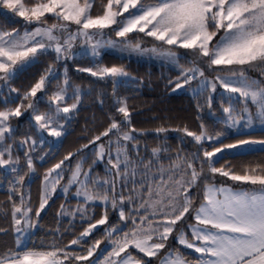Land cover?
<instances>
[{"label":"snow or ice","instance_id":"snow-or-ice-1","mask_svg":"<svg viewBox=\"0 0 264 264\" xmlns=\"http://www.w3.org/2000/svg\"><path fill=\"white\" fill-rule=\"evenodd\" d=\"M95 2L96 0H0V7L22 17L25 25H35L31 30L25 27L22 33L16 29L0 30V81L7 82L19 70L36 63L40 56L50 50L56 53V60L67 58L71 54L73 42L80 38L88 44L93 56L99 55V48L105 43L113 48L118 43H123L135 52H151L174 59L177 54L173 49H187L193 51L195 58L192 66L182 71V82L178 78L173 91L183 88L193 80L199 81L198 87L193 89L196 95L206 89L215 93L219 86L226 93L238 94L228 96L229 106L222 109L225 114L224 122L229 127H239L241 121L245 119L244 113H247L244 127H252L253 118L248 109V102L257 107V117L264 125V82L249 77L245 67H264V0H107L106 4L102 5V14L93 16L92 8ZM125 13L128 15L125 16ZM47 15L53 16L56 21L62 23L48 25L45 19ZM70 24L77 26L75 31H69ZM113 25L116 27L113 28ZM105 29H111L122 40H103L106 35ZM134 32L143 33L169 47L161 49L154 46L143 49L139 42L132 43L127 39L129 34ZM62 33H67L63 39L60 35ZM197 61L203 62L208 69L226 74H218L214 79L209 80L205 76V69L200 67ZM82 71H87L99 79H111L114 86L120 78L129 75L123 66L116 65L111 67L97 65L95 70L87 68ZM54 76L55 70L49 66L45 74L23 95L21 104L0 111V145H3L6 137L12 134L13 129L9 122L23 114L22 108L25 111L31 110V119L35 121L39 130L47 131L48 135L54 137L63 134V125L59 121L67 118L66 115L62 117V114H68L76 109L80 102V91L74 89L72 96L69 97V81L65 75L63 85L49 97V110L40 112L38 101L43 97H38L37 94L44 91L46 85L50 83V77ZM10 91L15 92L16 89ZM240 98H243L245 103L243 112L237 113L231 101ZM66 99H73L75 103L62 106ZM211 99L210 94L209 107H211ZM23 101L29 102L25 106ZM114 103L118 105L116 112L121 114L123 119L118 121L113 116L109 127L91 143L100 140L102 136H108L115 130V141L109 140L108 143L116 144V159L113 163L109 152L108 162L113 169H116L115 176L126 180L129 157L127 145H121L120 141L135 140L131 133L136 130L121 131L122 125L127 127L131 124L130 112L125 100L117 98ZM157 131L163 132L166 129L160 128ZM183 131L198 144L204 141H220L222 135L221 133L210 135L203 125L199 133L187 128ZM28 142L24 140L21 144ZM31 143L34 145L35 141ZM255 144L264 145V140L239 139L235 143L214 147L213 151L205 150L199 169L195 166L199 157L194 154L191 159L185 161L187 167L184 174L190 175L188 180H184L183 175L179 179H173L170 175L168 180H164V170L161 169V180L157 184L155 193L158 198L153 199V189L149 185L148 199H143L141 194V203L131 209L127 216L123 209L125 197L122 193L118 198L116 195V180H105L102 183L90 181L89 173L83 172L80 163H77L72 170V175L67 185L63 187V191L66 193L69 187L78 185L76 195L82 196L86 203L99 200L105 207L109 203L113 209L119 206V219L125 222L131 221L132 227L127 232H124L119 225H110L105 229L111 251L99 261V264H143L128 251L129 247L137 249L147 257L158 256L167 246L169 236L176 230L177 223L183 220L186 214L193 213V196L189 190L197 187L201 189L203 198L200 206L194 210L196 224L187 225L192 239H188L183 229L177 231L175 236L179 244L194 249L200 254L196 264H264V167H253L245 169L243 174H236L229 167H215L218 160L213 159L218 153H223L227 149ZM5 152L8 153V159H4ZM104 152V145L100 144L98 157L103 158ZM159 152L160 149H153L154 156ZM72 155L69 153L64 160L71 159ZM25 156L28 157L26 164L29 172L34 171L32 158L28 153H25ZM64 160L45 173L41 202L35 213L37 217L63 179V171L57 170L62 169ZM15 163H19V158L12 159L11 146L0 150V166ZM121 164L124 166L123 172L120 170ZM179 168L180 164L173 162V171ZM216 174L232 181L260 185V187L252 190H236L223 184L217 186ZM81 175L84 177L83 180L80 179ZM132 175H135L134 169ZM18 182L22 184L24 176H20ZM170 182L175 185L174 190L168 188ZM90 183L96 185L95 190L89 188ZM105 185L109 187L106 188ZM166 188L168 189L166 194L161 195ZM181 196L182 202L179 199ZM127 200L132 203L133 197L129 196ZM24 203L21 197L20 206L15 204L13 206L12 216L17 232L22 231L19 227L22 221L27 227L34 226L29 216L32 209L23 207ZM141 209L144 210L143 214ZM77 211L84 210L78 208ZM17 214H20L21 218H17ZM106 223L107 212L95 223H89L88 228L70 241V245L81 244L97 225ZM120 233L123 235L121 236ZM100 243V240H96L87 249V255L81 256L70 253L67 248H59L55 244L28 247L17 238L16 249L0 254V264H66L70 259L88 260ZM92 264H97V261H93ZM160 264H189V262L178 250L170 249L161 257Z\"/></svg>","mask_w":264,"mask_h":264},{"label":"trees","instance_id":"trees-1","mask_svg":"<svg viewBox=\"0 0 264 264\" xmlns=\"http://www.w3.org/2000/svg\"><path fill=\"white\" fill-rule=\"evenodd\" d=\"M106 2L107 0H96L92 8V15L102 14V5ZM45 19L47 23L56 21L51 15H47ZM33 25H25L22 19L10 20L0 12V27L2 29H21ZM130 35H133V41L158 42L143 33L134 32ZM90 65L91 59L87 56L72 60H56V53L49 51L40 56L36 63L19 70L10 80L0 85V111L15 108L21 104L23 95L45 74L49 66L54 68L55 76L50 77V83L46 85L44 91L37 94L38 97H43L38 101L40 112L49 110V97L63 85L65 75L69 81V97L72 96L74 89L80 91V102L76 109L68 114H62V117L66 115L67 118H62L59 121L63 125V134L56 143L47 140L39 143L40 132L34 120L31 119L30 109L25 111L22 108L23 114L9 122L13 132L9 136L8 142L12 141L13 148H16L19 163L15 171H6L0 166V254L16 249L12 212L14 204L20 206L21 197L25 202L23 206L32 209L30 218L34 229L26 243L28 247L55 244L59 248H67V251L75 255H87V249L96 240L101 241L99 246L108 241L104 229L94 230L79 245H70V241L76 239L88 228L89 223H95L102 218L105 212H107V227L119 225L124 232L132 227L130 220L125 222L119 219L118 208L113 209L111 203L107 207L101 204L88 205L85 213L80 214L74 210L82 206L81 201L66 193H59L58 190H55L56 193L50 196L47 205L40 211L39 217L35 215L41 202L42 182L45 173L55 164L64 160L69 153L73 155L71 159L64 160L62 169L59 170L63 171V179L60 181L65 183L69 180L77 163L81 164L82 170H90L91 175L102 182L115 179L116 195L119 197L122 193L125 197L123 209L127 216L131 209L141 203V194H143V199L147 198L150 185L148 180L152 172L159 173L161 169L172 166L173 162L186 164L185 161L191 159L194 154L199 157L195 162V166L199 169V163L204 159L205 150L213 151L214 147L235 143L239 139L264 140V129L229 132L223 121L225 114L222 111L229 101L227 96L222 93L212 94L208 89L199 95L171 93L170 88L174 84L172 80L175 77V72L167 70L163 66L105 52L101 56L99 65L123 66L131 76L125 81H117L114 86L111 79H99L82 71ZM11 89H16V91L12 92ZM210 94L212 97L211 107L208 106ZM117 98L127 102L131 117V124L127 127L122 125L121 131L136 130L131 133L135 140L120 141L121 145H127L129 157L126 180L115 176L116 169H113L108 162L109 152L113 163L116 159V144L109 145L108 143L109 140L115 141V130L108 136H102L100 140L91 143L96 136H100L109 127L113 116L118 121L123 119L122 115L116 112L118 105H115L114 101ZM74 101L66 99L62 106H67ZM28 102L23 101L25 106ZM235 102L240 105L239 100L235 99ZM201 125L210 135L221 133L220 141H204L202 144H198L183 131L187 128L199 133ZM160 128H164L166 131L158 132L157 129ZM24 140L29 141L26 144V153L33 160L34 171L32 172H29L27 168L28 157L25 156V151L19 149L18 146V142ZM32 141H35L34 145L31 143ZM100 144H103L105 148L103 158H99L97 155ZM156 148L160 149V152L154 156L153 149ZM215 160H218L215 167L226 166L236 174H243L245 169L264 167V148L237 153L224 152ZM145 165L148 166L145 167ZM133 169L135 175H132ZM120 170L124 171L123 164H121ZM205 171L207 172V169ZM20 176H24L22 184L18 182ZM224 181L223 176L215 175V183L220 184ZM105 187L107 188L109 185H105ZM189 191L193 196L192 210L194 213V210L202 202L203 193L199 187L191 188ZM129 196L133 197L132 203L127 200ZM143 212L144 210L141 209V214ZM193 213L186 214L183 219L184 229L187 230L186 234L189 240L192 237L187 225L194 222ZM137 222L139 223V220ZM120 235L122 236L123 233ZM97 249L88 260L70 259L66 263L85 264L90 262L95 257ZM171 249L178 250L187 260L195 261L198 258L192 251L182 248L176 242L171 245ZM110 250L111 246H108L103 253L107 254ZM131 252L139 259L146 260V264H155L157 256L147 258L133 249Z\"/></svg>","mask_w":264,"mask_h":264},{"label":"rangeland","instance_id":"rangeland-1","mask_svg":"<svg viewBox=\"0 0 264 264\" xmlns=\"http://www.w3.org/2000/svg\"><path fill=\"white\" fill-rule=\"evenodd\" d=\"M0 12L4 13L10 20H16V19H22L23 20L22 17L16 16L13 12L9 11L8 9H4V8L0 7ZM124 15L127 16L128 13H125ZM23 22H24V20H23ZM53 23H62V21H54V22L48 23V25H51ZM34 27H35V25H33L31 27H27V28H28V30H31ZM115 27H116V25H113V28H115ZM76 28H77V26L75 24H70L69 25V31L70 32L75 31ZM15 29L16 30H19L22 33L25 30V27L24 28H21V29L20 28H15ZM0 30L12 31L13 29L12 30H7V29H2L0 27ZM104 31H105L106 35L103 37V40H105V41H107L109 39H111L112 41H121L122 40V38H118L115 35V32L112 31L111 29H105ZM60 35H61V37L63 39V37L66 36L67 33H62ZM132 37H133V35H130L129 34V36L127 37V39L130 40V41H132V43L139 42L141 44V47L143 49H150V48H152L154 46L157 47V48H161V49L169 47L167 45H163L159 41L158 42H153V43L144 42L143 40L133 41ZM97 39H101V38L100 37H97ZM173 50L176 51V54H177L175 59L174 58L167 57V56H162V55L154 54V53H151V52H143V53H141V52H135V51H132L131 49H129L123 43H118L115 48H113V47H111V46H109V45H107L105 43L102 47L99 48V55L98 56H93V54L91 52V49L88 46V44L83 41V38H80V39H77L76 41L73 42V45H72V48H71V54L67 58H62V59H64V60H67V59L72 60V59H76V58H79V57H82V56H87V57H89L91 59V65H90V67H87V68H92L93 70H95L96 66L99 65V61L101 59V56L105 52L113 53V54H116L118 56L127 57V58H131V59L139 60V61L152 62V63H155V64H157L159 66H163L167 70H172L173 72H175V77L172 80V82L174 84L170 88V92L171 93H187L189 95H195L194 92H193V89H196L198 87V85H199V81L198 80H193L190 84L184 85L183 88L176 89L175 91H173V89L175 88V82L177 81V79L180 78V80L182 82V77H181L182 71L184 69L190 68L192 66V62H193V60L195 58V54L193 53L192 50H187V49H173ZM197 63H199V66L200 67H202V68L205 69V76L209 80L214 79L215 76L218 75V74H220V75L226 74L225 72H218L217 70L208 69L206 67V65L203 62H201V61H197ZM245 67L247 68V75L249 77H251L253 79L260 80L261 82H264V75H262V72H264V67H260V66H256V67H248V66H245ZM87 68H85V69H87ZM87 73H89V72H87ZM129 77H131V76L128 75L127 77L120 78L118 81H125ZM4 82L5 81H0V85L4 84ZM208 90L211 92L210 89H208ZM216 93H222L223 95H225L227 97L230 96V95H232V96H237L238 95V94L226 93L219 86H217L216 92L215 93H212V94H216ZM237 100L240 101V105L238 104V102H235V99H233L231 101V104L234 106V108L236 109L237 113H242L245 102H244L243 98H240V99H237ZM72 103H75V101L72 102ZM71 104H69V105H71ZM228 106H229V103H228V105L226 107H228ZM248 109H249V112L251 113L252 118H253L252 127H250V128L244 127V124L246 123V119H247V113H244L245 119L241 121V124H240L239 127H236V128L229 127L225 123L226 126L228 127L229 132H231V133H237V132H245V131H252V130H263L264 129V125L261 124L259 118L257 117V107L255 105L251 104V102H248ZM223 121H224V118H223ZM39 132H40L39 143L40 142H43L45 140L50 141L51 143H56L60 139V137H61V136L60 137L50 136V135H48L47 131L39 130ZM8 140H9V136L6 137L4 144L3 145H0V150H3V148H5V147L11 146V156H12V159L13 160H16L17 159V151H16V148H13L12 141L11 142H8ZM253 140H257V139H253ZM21 142L22 141H19L18 142L19 149L25 151V153H26V151H27L26 144H23L22 145ZM206 142H209V141H206ZM262 148H264V145L255 144V145L242 146V147L237 148V149H227L224 152L237 153V152H246V151L257 150V149H262ZM223 153H218L217 156L214 157L213 159L218 158ZM8 158H9L8 157V153L5 152L4 159H8ZM1 167L4 170L9 171V170L16 169L18 167V163L10 164V165H3ZM186 167H187V165L184 164V163H182V164H180V168L179 169H176L174 171L172 169V166H170V167H168L166 169H163L164 170V172H163L164 180H168V177L170 175L173 176V179H179L180 176L183 175L184 176V180H188L190 178V175L184 174ZM57 171H59V170H57ZM188 171L190 173V170H188ZM83 172H88L89 173V179H90V181H99V182L102 183V180H100L98 178H94L91 175L90 170H88V169L87 170H83ZM157 176H159V177L156 178ZM80 179L81 180L84 179L83 175H81ZM160 180H161V171L159 173L152 172L149 175V180L148 181H149V183H150V185H151V187L153 189V199H157L158 198V197H156L155 193H156V189H157V184L160 182ZM224 180L225 181L222 182V183H220V184L216 183L217 186L223 184V185H226V186H230V187H232V188H234L236 190H252L253 188H257L258 189L260 187V185H255L254 186V185H251L250 183H243V182H239V181H232V180L228 179L227 177H224ZM67 183H68V181H66L65 183H62L60 181V183L56 186V189L55 190H58L59 193H65L63 191V187L65 185H67ZM77 187H78V185H72L71 187H69L68 191L66 192V194H68V196H72V197L78 199L79 201H81V205L82 206L81 207H77L74 210L75 212H80V211H77V209L78 208H81L84 211L83 212H80V214L81 213H85V209H86V207L88 205H93V204H101V205H104L99 200L90 201V202H87L86 203L84 201V198L82 196H77L76 195ZM43 188H44V178H43V182H42V193H43ZM89 188L95 190L96 185L93 184V183H90L89 184ZM168 188H172L174 190L175 189V185L170 182L168 184ZM167 190L168 189L166 188L164 190V192L161 193V195L166 194ZM54 193H56V191H54L51 195H53ZM41 196H42V194H41ZM117 198H118V196H117ZM146 199H148V197ZM179 199L182 202L183 197L181 196ZM23 207H27V206H23ZM118 211H119V207H118ZM29 216H30V213H29ZM193 217H194V213H193ZM17 218H21L20 217V214H17ZM183 223H184L183 220H181V221H179L177 223V225L175 226L176 227V230L169 236V239H168V242H167V246L164 249H162L161 252H160V254L156 257L155 264H160L161 257L164 256L166 253L169 252V250L171 249V245L174 242H176L177 244H179L178 241L175 239V236L177 235V231H179L180 229H183L185 232L187 231V230L184 229V224ZM190 224H196L195 219H194V222L193 223H190ZM16 227L17 226L15 225V227H14L15 242H16L17 238H20L21 241H22V243H23V245H26L30 234L33 232L34 227H27L23 223V221H22L21 225L19 226L22 229V231L17 232L16 231ZM98 228H102L105 231V229H107L108 227L106 226V224H104V225H97V227L95 229H93L92 232L94 230L98 229ZM196 243L198 244L199 241H197ZM179 245L182 248H184V249H187L189 251H192L198 257L200 256V254L199 253H196L194 251V249H189V248H187V247H185L184 245H181V244H179ZM15 246H16V243H15ZM108 246H110L109 241L104 242V244H102L101 246H99L98 249L96 250L95 257H93V259L90 262H87L85 264H92L93 261H97V264H99V261L100 260H103V258L108 254V253L107 254L103 253L105 251L106 247H108ZM131 249H133L134 251L138 252L140 255L145 256L143 253L139 252L137 249H135L133 247H129L128 248V251L131 252ZM171 250H173V249H171ZM121 255L123 256L124 254L122 253ZM132 255L136 259H139L133 253H132ZM145 257H147V256H145ZM147 258H150V257H147ZM139 260H141L143 262V264H146L147 263L146 260H143V259H139ZM187 261L189 262V264H196V260L195 261L187 260Z\"/></svg>","mask_w":264,"mask_h":264}]
</instances>
